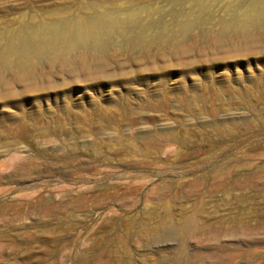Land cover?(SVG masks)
<instances>
[{
    "label": "rangeland",
    "instance_id": "1",
    "mask_svg": "<svg viewBox=\"0 0 264 264\" xmlns=\"http://www.w3.org/2000/svg\"><path fill=\"white\" fill-rule=\"evenodd\" d=\"M250 9L264 0H0V264H264ZM78 20L106 43L78 44ZM47 30L72 35L60 59L34 48Z\"/></svg>",
    "mask_w": 264,
    "mask_h": 264
},
{
    "label": "bare ground",
    "instance_id": "2",
    "mask_svg": "<svg viewBox=\"0 0 264 264\" xmlns=\"http://www.w3.org/2000/svg\"><path fill=\"white\" fill-rule=\"evenodd\" d=\"M258 10H260V9H258ZM258 10L252 11L250 9L251 12L246 14L244 20H242L243 21L242 24L252 23V22L258 20L259 17L264 18V14H262V11H261V13H259L260 11H258ZM89 33H91L92 35L90 36ZM46 34H47V36L42 37L40 39L41 43H38V45L34 48L38 49L40 52H45L46 50H51L50 52L52 53V55H54V56L57 55V59L62 58V56H64L67 53L68 49H70L69 43H67V42L72 38L71 37L72 35L69 34L68 32H61V37H57L56 40H53L54 36L51 34V30H47ZM73 36L76 39V41L78 42V44H80L82 46H84L83 44L85 43L86 39L89 37L91 38V40H94L93 42H95L96 45L100 46L101 44L104 45V43H106V39L102 38L99 31H96V29H93L92 25H90V23H86V22L80 23V20L77 21L76 33ZM137 37H139V36L136 35L133 38V40L137 41L138 40ZM101 50H103V48ZM39 51H38V53H39ZM28 53L33 54L34 52L29 51ZM29 61H31V60H28L26 62H29ZM4 62L1 59L0 66H3ZM19 62H22V61H19ZM19 62H14V64L19 65V66H23ZM146 155L148 156V154H146Z\"/></svg>",
    "mask_w": 264,
    "mask_h": 264
}]
</instances>
